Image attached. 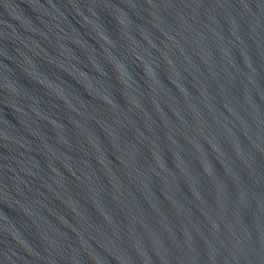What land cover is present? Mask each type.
I'll list each match as a JSON object with an SVG mask.
<instances>
[{
    "label": "water",
    "instance_id": "1",
    "mask_svg": "<svg viewBox=\"0 0 264 264\" xmlns=\"http://www.w3.org/2000/svg\"><path fill=\"white\" fill-rule=\"evenodd\" d=\"M0 264H264V0H0Z\"/></svg>",
    "mask_w": 264,
    "mask_h": 264
}]
</instances>
